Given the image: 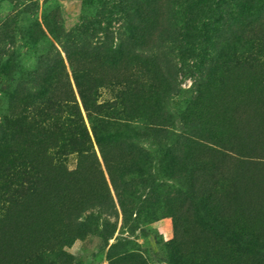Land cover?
<instances>
[{
    "label": "trees",
    "instance_id": "trees-1",
    "mask_svg": "<svg viewBox=\"0 0 264 264\" xmlns=\"http://www.w3.org/2000/svg\"><path fill=\"white\" fill-rule=\"evenodd\" d=\"M164 1L136 0L133 45L148 44L159 29ZM231 2L225 49L181 113L191 133L170 163L187 193L170 198L173 264H264V194L250 188L254 173L233 169L230 184L200 175L232 156L241 166L264 160V0ZM29 3L21 10L26 51H12L2 63L0 264H72L64 247L89 230L75 218L106 202L108 181L115 188L143 159L129 127L112 117L164 124L159 102L171 84L155 58L121 46L72 43L62 57L42 59L37 49L61 30L59 4L44 0L39 14ZM114 83L123 85L118 102L98 101V89ZM68 153H76L72 169ZM108 264L148 263L128 254Z\"/></svg>",
    "mask_w": 264,
    "mask_h": 264
},
{
    "label": "rangeland",
    "instance_id": "rangeland-1",
    "mask_svg": "<svg viewBox=\"0 0 264 264\" xmlns=\"http://www.w3.org/2000/svg\"><path fill=\"white\" fill-rule=\"evenodd\" d=\"M28 2L0 0V86L2 63L7 55L14 51L22 56L26 51L21 41V10ZM43 2L30 0L29 5L40 14ZM57 2L61 30L50 38L48 47L37 49L42 59L62 57L63 48L72 43L103 48L121 46L140 56L155 58L171 84L169 93L159 102L166 116L164 124L155 126L145 119H122L116 114L112 117L129 127L128 140L143 159L133 171L116 180L115 188L108 181L106 202L89 205L75 218V222L85 223L89 230L64 248L72 255V264H108L111 258L128 254H136L148 264H173L169 249L170 198L176 194L185 197L187 193L182 179L171 175L170 163L174 156L183 154L182 142L191 133L181 121V113L208 77L212 60L225 49L227 25L236 8L231 0H165L159 29H155L148 44L135 46L129 40V31L137 23L136 0ZM18 69L17 75L23 72ZM122 88L118 83L100 87L98 101L118 102ZM81 114L91 133L86 113L81 110ZM233 157L222 159L217 171L202 170L200 175L224 184L228 180L230 184L227 178L233 176V169L250 171L255 176L248 179L250 188L262 189L264 194V160L241 166L243 162ZM64 161L68 169L74 168L76 153L66 154ZM179 205L185 211L187 200Z\"/></svg>",
    "mask_w": 264,
    "mask_h": 264
}]
</instances>
